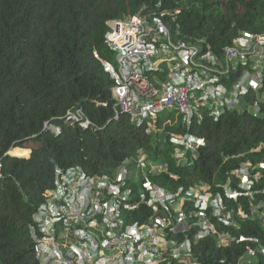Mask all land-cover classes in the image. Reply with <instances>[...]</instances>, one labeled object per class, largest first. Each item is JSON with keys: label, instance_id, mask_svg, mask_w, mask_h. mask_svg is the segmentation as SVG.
<instances>
[{"label": "trees", "instance_id": "trees-1", "mask_svg": "<svg viewBox=\"0 0 264 264\" xmlns=\"http://www.w3.org/2000/svg\"><path fill=\"white\" fill-rule=\"evenodd\" d=\"M158 1L165 10H181L178 23L186 40L207 37L215 52L239 32L264 31V0H0V264H40L29 227L43 193L55 186L56 168L79 167L90 176L113 179L130 158L128 181L134 192L131 165L141 151L166 167L151 180L170 191L203 183L213 193L222 194L225 184L241 191L232 172L249 163L252 173H259L252 197L224 202L231 224L211 218L215 233L198 241L191 257L198 264H244L242 258L256 244L239 242L241 237L257 238L264 250V169L258 168L264 164V90L246 96L235 113L217 120L206 116L190 129L205 140L190 166H180L171 156L175 147L169 135L186 131L176 112L162 115L158 131L148 134L146 122L137 126L125 115L106 124L114 114L112 81L99 61H113L104 42L106 22ZM254 101L260 106L256 116L250 107ZM77 109L98 129L52 121ZM175 117L176 126H163V119ZM46 121L60 126L61 133L43 131ZM28 142L40 145L29 158H16L29 154L20 149L11 152L16 157L4 156ZM140 211L136 219L145 222L150 209ZM222 234L232 238L225 246ZM251 261L264 264V257L255 254Z\"/></svg>", "mask_w": 264, "mask_h": 264}, {"label": "built area", "instance_id": "built-area-1", "mask_svg": "<svg viewBox=\"0 0 264 264\" xmlns=\"http://www.w3.org/2000/svg\"><path fill=\"white\" fill-rule=\"evenodd\" d=\"M160 7L161 3H157L147 15H128L123 20L110 22L104 39L108 49L113 52L114 63L100 61L113 83L111 91L115 119L122 114L133 122L148 121L151 126L156 124L158 115L176 112L182 117L181 125L189 129L192 124H201L205 111L210 116L224 114L244 90L241 85L245 80L253 81L248 74L229 89L225 87L230 83L233 72L231 60L242 52L239 47H245L243 53L250 55L248 44H263L264 35L244 33L234 42V46L223 48L222 53L215 52L206 38L193 42L180 39V26L173 17L179 12L175 11L170 19L174 25L172 28L164 22L166 13L160 12ZM56 120L67 125H78L84 130L95 127L81 109L69 111ZM43 131L58 135L61 129L46 121ZM184 138L186 141L173 136L171 141L192 148L193 137L185 135ZM1 170L0 160V178ZM67 172L56 168V177L61 180L54 191L56 199H61L66 190L73 196L80 191L73 173ZM125 174V170H122L117 177L122 186H126ZM101 183L98 187L91 184L97 189L80 210L69 203L67 207L56 208L51 218L47 211L39 212L37 219L44 237L54 234L53 225L48 226L46 219L57 222L63 214L68 215L62 241L57 244L44 242L39 245L40 251H51L58 259L57 264H197L191 259V241L187 237L180 244L167 239L163 228L157 225L164 224L165 220L154 205L156 202L162 203L168 218H172L173 212L167 207L166 199L180 196L182 204L200 195L195 202V207L199 208V221L192 224L201 228L194 236L196 242L210 229L206 213L209 196L198 192L192 197L191 190L185 192L184 197L181 190L170 195L145 181L143 187L149 191L150 198L146 201L145 195L141 194L139 199L151 206L157 215L148 217L145 223L135 221L127 224L122 218L120 206L114 203L118 186L113 185L109 189L105 182ZM124 192L127 199L128 192ZM230 194L235 195V192ZM220 203L219 196L210 201L213 216L219 215ZM138 208V204L133 207L124 205V209L135 210L136 213L139 212ZM228 217L220 221L226 224ZM184 218L180 214L177 222ZM43 222L46 225H42ZM180 229L181 226L177 224L173 231ZM104 252H111L112 255Z\"/></svg>", "mask_w": 264, "mask_h": 264}, {"label": "clouds", "instance_id": "clouds-1", "mask_svg": "<svg viewBox=\"0 0 264 264\" xmlns=\"http://www.w3.org/2000/svg\"><path fill=\"white\" fill-rule=\"evenodd\" d=\"M157 3H161L160 12L164 11L166 13V15L164 17V22L168 26H171L172 28H174V25H173V23L170 22V19L172 18V15L174 14V12L178 11L179 13L176 14L175 16H173L175 18V21L178 23V17L181 13V10L180 9L165 10L162 7L161 1H158ZM157 3H155L152 6H143L136 13L126 14L125 16H123V18L113 19V20L107 21L106 22V27H107L106 32L109 30V23L110 22L117 21V20H123L128 15H133V16L143 15V14L147 15L149 12H151L153 10L152 8ZM165 18H169L168 23L165 21ZM106 32H105V34H106ZM180 32H181V27H180ZM244 33L245 34L246 33L254 34L256 36H263L264 35V31L261 33L239 32V34L232 40L231 44L228 46H234V42L238 39V37L242 36ZM105 34H104V36H105ZM181 34H182V32H181ZM179 38L186 41V42L187 41L193 42L196 39H199V38H196L192 41L186 40V36H183V34ZM200 38H206V40H207V37H200ZM104 42H105V39H104ZM207 42H208V40H207ZM228 46H223L221 48V50L225 47H228ZM239 48L241 49L242 52H240V54H237L238 56H235L231 60L233 72L231 73L230 83L227 84L225 87H227L229 89L232 85H234V84L236 85L237 82H239L241 79H244V77L247 76L248 74H250L253 77V81H251L250 79L245 80V83H243L241 85L245 91L243 90L244 92L241 91L239 93L238 97L235 99V102L233 101L231 103L230 109L224 111V114L218 115V116H216V115L210 116L205 111L202 114L201 124H202V122L206 116L212 118L213 120H217L223 116H226L228 113H230V114L235 113L240 108L241 103L246 96L251 95L252 93H257L260 90H264V43L261 44V43L257 42V46H254L253 42L249 43L248 49L251 51L250 55L243 53V52H245V47L240 46ZM220 53H222V51ZM242 55H244V57H242ZM100 60L101 59H99V61ZM101 61L110 62L107 60H101ZM101 61H100V63L102 64ZM110 63H114V56H113V61ZM111 88H112V86H111ZM111 97H112V91H111ZM104 106H105V104H104ZM250 107H251V113L253 114V116H256L257 114H259V111H260L259 102L254 101ZM256 108L258 110L257 112H255ZM113 109H114V107H113ZM165 113H170V112H165ZM165 113L158 115L157 120L159 118H161L162 115H164ZM171 113H173V112H171ZM176 114L178 115V117H181V115L179 113H176ZM119 117H118V119H119ZM118 119H115V110H114L113 118L108 119L106 121V124L112 122L113 120H118ZM128 119H129V117H128ZM53 120L55 121L56 118L52 119V121ZM129 121H130V123L135 124L137 126H140L141 124L146 122V126H147L146 133L147 134L151 133V132L158 131L156 124L155 125L152 124L151 126H149L150 123L148 121H143L141 123L133 122L130 119H129ZM162 121H163V126H165L167 124H172V120L170 118L163 119ZM181 122H182V117L180 120V126L184 127L181 125ZM156 123H157V121H156ZM51 124H52V126H56V127H59L61 129L60 126L55 125L54 123H51ZM201 124L200 125L192 124V126L189 129L184 127L186 129V131L184 133H181V134L171 133L169 135V142L175 147L174 152L171 154V156L178 162V164H180V166L192 165L193 162L198 157L197 151L200 148L205 146V140L203 137L198 136V135L190 132V129L192 127H199V126H201ZM93 129H98V128H96V126H95V127H93ZM82 130H84V129H82ZM85 130H87V129H85ZM47 132L52 133L54 136H58L61 133L60 132L58 135H55L52 131H47ZM185 135H190L191 137H193V141L191 142L192 148H190L186 145H183V144L181 145V144L173 143L171 141V138H173V136H177V137L179 136L180 139H183V141H186V139L184 138ZM260 146L257 148V150L260 149ZM16 148L9 149L4 154V156L13 157L10 155V151L14 150ZM23 148H26V147H23ZM23 148H18V149H23ZM188 153H189V155H187ZM29 157H30V154H29ZM16 158H18V157H16ZM141 158L143 160H141ZM0 160L2 163V158H0ZM130 162H131L130 158L124 159L120 163V165L117 167L118 168L117 173L115 174L113 179H110L108 176H103V177H100L97 175L90 176L89 173H87L86 171H84L82 168H79V167H70V168L64 169L65 172L69 171V172L73 173L74 179L76 181V187L77 188L80 187V191H79L77 196L76 195L73 196L68 190H66L61 199H56L54 197V191L56 190V187H57L56 184H57V182H61V180L56 177V169H55V172H54V174H55V186L52 189H47L43 193L42 202L37 206L35 212L33 213L32 225L29 227L30 238L32 239V241L35 245V253L37 255V258L40 260V264H51L53 262H55L57 264V260H58L57 257L55 255H53V253L51 251H48V250L40 251L39 245L44 243V242H46L47 244H53V243L57 244V243H60L62 241V234L64 233V228L67 227L66 219L68 218V215H67V213L63 214L61 216L60 220L57 222H54L53 220L46 219V220H48L46 222L48 226L53 225L54 234L53 235L49 234L46 237H44L43 236L44 234L41 230V227L39 226V222L37 219V215L39 214V212H41V211L46 212L47 211L48 217L51 218L54 216V214H52V213L55 212L56 208H59L60 206H66L67 207L69 205V203L72 204L74 206V208H77L78 210H80V209L85 207L86 201L90 198L91 195L94 194L95 190L97 189V188H94L93 185H95V187H98L99 184H102L101 182H105V185L109 189L113 185L118 186L117 187L118 193L116 195L117 199L114 201V203L117 204V206H120V209H121L120 212L122 214V218L127 224L133 223L135 221L140 222L136 218L139 215H141V211H140L141 207L145 208L146 210L150 209V212H151L150 216H156L157 215V213L153 212V209L151 206H148L146 202H144V203L141 202L139 199V196L141 194L145 195L146 201H148L150 198L149 191L143 187V184L145 183V181H148L151 185L156 186L159 189H162L164 191V193H170V195H175L176 193H178L179 190H181L182 191L181 192L182 197H184L185 192L191 190V191H193V193L191 195L192 197H193V195L197 194L198 192L203 194V195L209 196L208 207H207L206 213H207V219H209V222H210V229L204 237L198 239L196 242H194V236L197 234L198 231H200L201 228L196 226V225L193 226L192 224L199 221V219H198L199 208L195 207V204H196L195 202L197 201V199L199 198L200 195H197V197H194L191 199L189 198L188 200L184 201L182 204L179 200L180 196L166 199L165 201H166L167 207L169 209H171L173 212L172 218H168L167 214L164 211L165 209L161 206L162 203L156 202L154 205L159 210L158 214L160 215V217H163L165 220L164 224L159 223L157 225L160 228H163V231H164L167 239L175 240L177 243L180 244V243L184 242L186 237H187V239L189 241H191V255H192L193 246L198 241L206 238L210 234L215 233L213 227L211 226V218H216L220 221V219H225L228 215L229 217L226 220L227 223L225 224L223 222V224H224V226H229L231 224L233 215L231 216V213L226 209L224 202H226V201L237 202L238 198H240L241 196L251 198L252 197L251 194H252L253 184L256 180L259 179V173L258 172L252 173L251 165L249 163H245V164H242L237 170H234L232 172V174L235 176V178L238 179V187L241 191H239L237 189H233L228 184H225L224 186H222V189H223L222 194H220L219 192L213 193L211 191V186H209L208 184H205V183L189 187L188 189L180 186V187L176 188L174 191H170V190H167V189L161 187L160 185H158L157 183H155L151 180V177L159 176L161 173L166 172V167H164L161 163L150 162L147 158L146 153L141 151L139 153V157L136 160H132V165H131V168H132L133 172L135 173V179L133 181L135 191L133 192L132 189L130 188V184L128 181L129 163ZM258 168L264 169V164H262V163L259 164ZM2 169H3V163H2ZM122 170H125V172H126V174H125L126 186H122L120 184V181H117V177L122 172ZM1 177H2V170H1ZM91 184H93V185H91ZM63 188H65V187L63 186ZM124 191L128 192L127 199L124 198L125 193H126ZM231 192H235V195H231L230 194ZM85 196H86V198H85ZM217 196H219L220 200H221L220 209H219L220 212H219V215L213 216L212 215V208L209 206V203L211 200L217 198ZM108 198H110V196ZM136 204L139 205V208L137 209L139 211L138 213H136L135 210L133 211V210L124 209V205L129 206V207H133ZM196 213H197V215H196ZM180 214L184 215V217H185L183 220L184 222L183 221L177 222V218L180 216ZM208 214H210V217ZM239 215L242 218L244 217L243 213H239ZM147 218H146V220H147ZM46 223L43 222L42 225H46ZM140 223H143V222H140ZM177 224H179L181 226V229H180V231L174 232L173 231L174 226H176ZM163 225H166V227L164 228ZM191 230H195V232L192 236L189 235ZM177 235H182L183 239L181 241H178L177 239L174 238ZM220 240H222L221 245L225 246L230 241H232V238H230V236H228L227 234H222ZM239 242H253L254 244H256L254 251H252V250L247 251L246 255L241 260L242 263H244V264H256L257 259H256V263L255 262L253 263V261H251L252 257L255 256V254H262L264 257L263 247L259 244L257 238H243V237H241V238H239ZM191 259H192V257H191ZM195 263H197V262H195Z\"/></svg>", "mask_w": 264, "mask_h": 264}, {"label": "rangeland", "instance_id": "rangeland-1", "mask_svg": "<svg viewBox=\"0 0 264 264\" xmlns=\"http://www.w3.org/2000/svg\"><path fill=\"white\" fill-rule=\"evenodd\" d=\"M257 111H258V110H256L255 112H257ZM164 115H165V114H164ZM176 122H177V117H175L174 120H172V123H173L174 126H176ZM26 147L29 149V151H30V155H31V152H32L35 148H39L40 145L37 144V143L28 142V143L26 144ZM24 157H25V156H24ZM104 254L112 255L111 252H104ZM135 254H137V253H135ZM253 263H254V261H253ZM51 264H56V263L53 262V263H51Z\"/></svg>", "mask_w": 264, "mask_h": 264}, {"label": "bare ground", "instance_id": "bare-ground-1", "mask_svg": "<svg viewBox=\"0 0 264 264\" xmlns=\"http://www.w3.org/2000/svg\"><path fill=\"white\" fill-rule=\"evenodd\" d=\"M16 149H18V148H16ZM16 149H14V150H16ZM20 150H25V151H27V152L30 154V151H29L28 148H23V149H20ZM12 151H13V150L10 151V155H11V156H13V155L11 154ZM29 154H28L27 156H25V157H18V158H28V157H29ZM13 157H16V156H13Z\"/></svg>", "mask_w": 264, "mask_h": 264}]
</instances>
